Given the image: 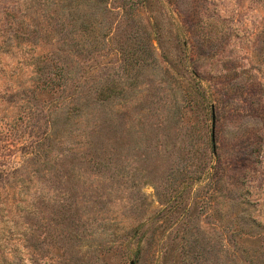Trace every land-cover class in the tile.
Masks as SVG:
<instances>
[{"label": "rangeland", "instance_id": "374dc122", "mask_svg": "<svg viewBox=\"0 0 264 264\" xmlns=\"http://www.w3.org/2000/svg\"><path fill=\"white\" fill-rule=\"evenodd\" d=\"M0 264H264V0H0Z\"/></svg>", "mask_w": 264, "mask_h": 264}]
</instances>
